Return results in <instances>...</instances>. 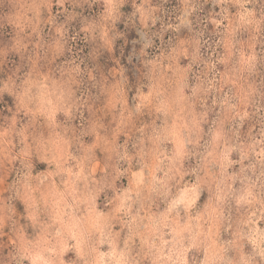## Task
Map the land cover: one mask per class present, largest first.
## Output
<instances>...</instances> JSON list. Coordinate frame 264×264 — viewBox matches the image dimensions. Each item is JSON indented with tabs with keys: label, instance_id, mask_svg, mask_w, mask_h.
<instances>
[{
	"label": "clouds",
	"instance_id": "obj_1",
	"mask_svg": "<svg viewBox=\"0 0 264 264\" xmlns=\"http://www.w3.org/2000/svg\"><path fill=\"white\" fill-rule=\"evenodd\" d=\"M0 264H264V0H0Z\"/></svg>",
	"mask_w": 264,
	"mask_h": 264
}]
</instances>
